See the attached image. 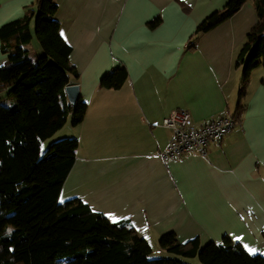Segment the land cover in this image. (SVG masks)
<instances>
[{"label":"crops","instance_id":"obj_1","mask_svg":"<svg viewBox=\"0 0 264 264\" xmlns=\"http://www.w3.org/2000/svg\"><path fill=\"white\" fill-rule=\"evenodd\" d=\"M56 1L54 18L78 72L69 83L86 103L83 120L73 125L68 116L61 134L78 143L58 201L75 197L111 222L129 223L154 255L172 231L182 243L227 237L264 256V65L243 84L237 64L258 21L254 0L197 36L200 22L226 0ZM35 12V0H0V27ZM29 27L24 48L34 58L42 49L33 18ZM5 46L0 38V66ZM118 67L126 69L122 84L102 86ZM242 88L239 120L205 155L162 159L173 134L163 121L172 110L187 109L196 126L235 117ZM12 101L0 83V102Z\"/></svg>","mask_w":264,"mask_h":264},{"label":"trees","instance_id":"obj_2","mask_svg":"<svg viewBox=\"0 0 264 264\" xmlns=\"http://www.w3.org/2000/svg\"><path fill=\"white\" fill-rule=\"evenodd\" d=\"M245 1L226 0L200 22L194 36L230 18ZM254 3L258 21L237 61L243 84L251 70L264 65V0ZM35 7L34 15L0 27L7 56L0 66V83L13 98L10 104L0 102V264H195L194 258L196 264H264V256L247 252L227 237L200 245L195 237L179 242L172 231L159 238L163 252L154 255L129 223L111 222L75 197L58 201L78 141L60 138L43 152L41 143L62 128L68 116L73 125L79 124L86 103L80 96L70 103L65 92L71 75L76 78L78 72L69 62L71 46L60 36L54 18L57 1L35 0ZM32 18L42 51L29 58L24 45L32 38ZM125 76L126 69L118 67L104 74L101 84L118 88ZM243 94L244 88L234 120L244 108Z\"/></svg>","mask_w":264,"mask_h":264},{"label":"built area","instance_id":"obj_3","mask_svg":"<svg viewBox=\"0 0 264 264\" xmlns=\"http://www.w3.org/2000/svg\"><path fill=\"white\" fill-rule=\"evenodd\" d=\"M163 123L173 131L167 147L161 152L162 159L167 161L194 152L205 155L208 145L222 139L236 121L229 115H222L196 126L191 123L187 109H174Z\"/></svg>","mask_w":264,"mask_h":264},{"label":"water","instance_id":"obj_4","mask_svg":"<svg viewBox=\"0 0 264 264\" xmlns=\"http://www.w3.org/2000/svg\"><path fill=\"white\" fill-rule=\"evenodd\" d=\"M65 92L70 103H73L79 97L77 85L68 84L65 88Z\"/></svg>","mask_w":264,"mask_h":264},{"label":"rangeland","instance_id":"obj_5","mask_svg":"<svg viewBox=\"0 0 264 264\" xmlns=\"http://www.w3.org/2000/svg\"><path fill=\"white\" fill-rule=\"evenodd\" d=\"M65 125V124H64ZM64 125L62 126V128H60V129H58L50 138H47V139H45V140H43V144H46V143H48V142H53V141H55V140H58V139H60V138H64V137H61V134H62V132L64 131V129H65V127H64ZM49 144V143H48ZM48 146V145H47ZM44 151V150H43ZM42 151V152H43ZM66 199H64L63 200V202L65 201ZM154 252H156V250H154L153 251V253ZM198 259V258H197ZM198 261V260H197ZM197 264H199V262L197 263Z\"/></svg>","mask_w":264,"mask_h":264},{"label":"snow or ice","instance_id":"obj_6","mask_svg":"<svg viewBox=\"0 0 264 264\" xmlns=\"http://www.w3.org/2000/svg\"><path fill=\"white\" fill-rule=\"evenodd\" d=\"M247 247V246H246ZM248 251L250 252V253H255V249H248Z\"/></svg>","mask_w":264,"mask_h":264}]
</instances>
